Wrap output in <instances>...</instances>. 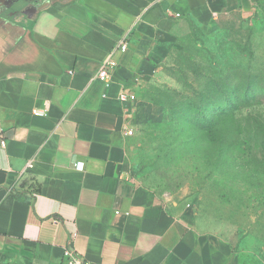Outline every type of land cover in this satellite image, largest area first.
Here are the masks:
<instances>
[{
  "label": "crops",
  "instance_id": "1",
  "mask_svg": "<svg viewBox=\"0 0 264 264\" xmlns=\"http://www.w3.org/2000/svg\"><path fill=\"white\" fill-rule=\"evenodd\" d=\"M245 1L0 0V250L39 264L66 247L85 264H257L132 175L120 98L156 74L178 22L204 27Z\"/></svg>",
  "mask_w": 264,
  "mask_h": 264
},
{
  "label": "rangeland",
  "instance_id": "2",
  "mask_svg": "<svg viewBox=\"0 0 264 264\" xmlns=\"http://www.w3.org/2000/svg\"><path fill=\"white\" fill-rule=\"evenodd\" d=\"M127 105L132 175L264 264V0L177 23ZM0 264H39L0 250Z\"/></svg>",
  "mask_w": 264,
  "mask_h": 264
},
{
  "label": "built area",
  "instance_id": "3",
  "mask_svg": "<svg viewBox=\"0 0 264 264\" xmlns=\"http://www.w3.org/2000/svg\"><path fill=\"white\" fill-rule=\"evenodd\" d=\"M127 49V43L125 40L119 41L117 45H115L108 57L101 63L98 72L96 74V77L105 82L108 83L110 81L111 73L114 70L116 63L112 59V55L117 51H125ZM120 98L122 100H130V101H136L137 96L127 88L123 90V92L120 95ZM34 114L38 115L41 114L40 111H34ZM127 134L132 135L133 130L131 128L127 129ZM1 144L4 145V140H1ZM84 166V163L82 161H77L74 163V167L78 170H82ZM60 264H85L82 257L72 248L66 247L63 250V259Z\"/></svg>",
  "mask_w": 264,
  "mask_h": 264
}]
</instances>
